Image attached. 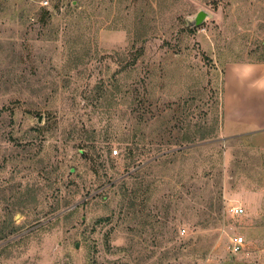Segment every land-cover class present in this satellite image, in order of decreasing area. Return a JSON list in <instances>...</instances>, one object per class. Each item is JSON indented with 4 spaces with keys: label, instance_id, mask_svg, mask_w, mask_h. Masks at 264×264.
<instances>
[{
    "label": "rangeland",
    "instance_id": "rangeland-1",
    "mask_svg": "<svg viewBox=\"0 0 264 264\" xmlns=\"http://www.w3.org/2000/svg\"><path fill=\"white\" fill-rule=\"evenodd\" d=\"M40 1L0 0V264H259L264 154L219 130L264 0Z\"/></svg>",
    "mask_w": 264,
    "mask_h": 264
},
{
    "label": "crops",
    "instance_id": "crops-1",
    "mask_svg": "<svg viewBox=\"0 0 264 264\" xmlns=\"http://www.w3.org/2000/svg\"><path fill=\"white\" fill-rule=\"evenodd\" d=\"M219 134L223 139L253 137L254 150L264 154V63L228 62L224 65ZM263 194L264 186L253 192L255 208H259L257 197ZM257 214L255 210L253 224L264 221V217ZM257 229L255 226L254 231ZM257 255L259 264H264V248Z\"/></svg>",
    "mask_w": 264,
    "mask_h": 264
},
{
    "label": "built area",
    "instance_id": "built-area-1",
    "mask_svg": "<svg viewBox=\"0 0 264 264\" xmlns=\"http://www.w3.org/2000/svg\"><path fill=\"white\" fill-rule=\"evenodd\" d=\"M49 1L50 0H41L40 4L46 5ZM242 211H243V209L241 207H239V206H233V207L229 208V212L231 214H239ZM243 245H244V239H243L242 236L236 234V235L230 237L229 248H230L231 252H233V253L238 252Z\"/></svg>",
    "mask_w": 264,
    "mask_h": 264
},
{
    "label": "water",
    "instance_id": "water-1",
    "mask_svg": "<svg viewBox=\"0 0 264 264\" xmlns=\"http://www.w3.org/2000/svg\"><path fill=\"white\" fill-rule=\"evenodd\" d=\"M207 16V13L204 11V10H199L194 18L191 20L192 24L197 26L199 25L203 20L204 18Z\"/></svg>",
    "mask_w": 264,
    "mask_h": 264
}]
</instances>
